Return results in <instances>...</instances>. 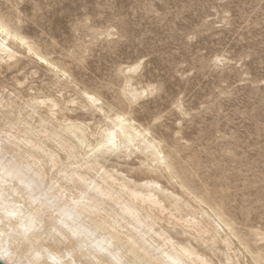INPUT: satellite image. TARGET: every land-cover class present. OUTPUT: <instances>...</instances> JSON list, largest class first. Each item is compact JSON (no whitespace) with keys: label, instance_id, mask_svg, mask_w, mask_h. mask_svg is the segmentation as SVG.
<instances>
[{"label":"rangeland","instance_id":"rangeland-1","mask_svg":"<svg viewBox=\"0 0 264 264\" xmlns=\"http://www.w3.org/2000/svg\"><path fill=\"white\" fill-rule=\"evenodd\" d=\"M0 17L72 79L26 55L1 70V91L19 90L17 105L52 95L98 132L107 118L82 106L80 89L98 92L112 114L129 75L151 91L122 108L160 140L180 176L158 172L161 183L193 207L191 191L214 198L243 240L230 235L213 261L256 264L260 251L264 263V0H0Z\"/></svg>","mask_w":264,"mask_h":264},{"label":"bare ground","instance_id":"bare-ground-1","mask_svg":"<svg viewBox=\"0 0 264 264\" xmlns=\"http://www.w3.org/2000/svg\"><path fill=\"white\" fill-rule=\"evenodd\" d=\"M0 29V72L30 55L58 80L72 82L66 69L2 17ZM139 66L121 71L131 74ZM128 77L112 114H105L98 92L80 89L82 106L107 118L98 132L66 115L72 110L52 95L34 92L17 105L19 90H0V261L216 264L212 256L220 252L219 243L229 247L230 235L238 238L214 198L191 191L197 210L161 183L158 172L174 181L180 176L160 140L122 108L149 90ZM109 134L115 147L107 144ZM259 252L252 258L264 264ZM224 260L220 264H232L229 256Z\"/></svg>","mask_w":264,"mask_h":264},{"label":"snow or ice","instance_id":"snow-or-ice-1","mask_svg":"<svg viewBox=\"0 0 264 264\" xmlns=\"http://www.w3.org/2000/svg\"><path fill=\"white\" fill-rule=\"evenodd\" d=\"M2 30V29H0ZM133 69H129V71H132ZM107 144L112 146V147H115V137L112 136V134H109V139L107 140ZM104 145H101V147H103Z\"/></svg>","mask_w":264,"mask_h":264},{"label":"water","instance_id":"water-1","mask_svg":"<svg viewBox=\"0 0 264 264\" xmlns=\"http://www.w3.org/2000/svg\"><path fill=\"white\" fill-rule=\"evenodd\" d=\"M0 264H5V263H3L2 261H0Z\"/></svg>","mask_w":264,"mask_h":264}]
</instances>
